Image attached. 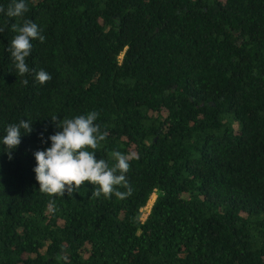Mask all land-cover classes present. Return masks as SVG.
Segmentation results:
<instances>
[{"label":"trees","instance_id":"1","mask_svg":"<svg viewBox=\"0 0 264 264\" xmlns=\"http://www.w3.org/2000/svg\"><path fill=\"white\" fill-rule=\"evenodd\" d=\"M10 3L0 264H264V0H26L23 18ZM22 19L45 36L26 58L51 75L42 85L8 51ZM89 111L107 133L95 157H131L125 196L96 197L88 182L41 192L34 152L60 130L51 116ZM21 119L32 131L9 150L5 129Z\"/></svg>","mask_w":264,"mask_h":264},{"label":"clouds","instance_id":"2","mask_svg":"<svg viewBox=\"0 0 264 264\" xmlns=\"http://www.w3.org/2000/svg\"><path fill=\"white\" fill-rule=\"evenodd\" d=\"M4 11L0 7V12ZM27 11L26 0H11L6 15L23 18ZM11 27L16 34L9 43L8 51L17 73L25 76L32 71L35 80L41 85L45 84L51 79V75L43 69L30 70L26 63V58L30 56L33 48L32 41L38 40L43 43L45 36L41 34L38 25L30 19H22V23H13ZM3 31L4 28L0 27V32ZM22 83L27 85L28 80L24 79ZM98 115L96 111H89L87 114L59 121L56 115L51 116V120L56 122V127L60 130L48 137L51 141L49 147L34 152L36 165L33 171L41 192L53 196L63 195L65 191L71 194L74 189L88 182L95 186L92 195L96 197H100L101 194L105 198H110L113 194L118 198L125 196V193L117 190V186L126 185L131 157L114 151L111 155L115 163L111 166L104 159L95 157L94 153L107 137V133L102 132L100 125L95 123ZM21 129L25 133H30L31 122L21 119L18 123H11L6 127L2 143L7 149H15L20 144Z\"/></svg>","mask_w":264,"mask_h":264},{"label":"rangeland","instance_id":"3","mask_svg":"<svg viewBox=\"0 0 264 264\" xmlns=\"http://www.w3.org/2000/svg\"><path fill=\"white\" fill-rule=\"evenodd\" d=\"M154 197H155V194L152 193V194L150 195V197H149V199H148L146 205L141 209V213H142L141 217H142V218H143V217L145 216V214L147 213V211H148V209H149V207H150V204L152 203Z\"/></svg>","mask_w":264,"mask_h":264},{"label":"built area","instance_id":"4","mask_svg":"<svg viewBox=\"0 0 264 264\" xmlns=\"http://www.w3.org/2000/svg\"><path fill=\"white\" fill-rule=\"evenodd\" d=\"M144 218V217H143ZM142 217H141V219H143Z\"/></svg>","mask_w":264,"mask_h":264}]
</instances>
